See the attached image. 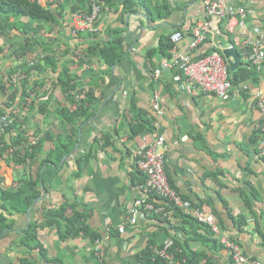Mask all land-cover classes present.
Listing matches in <instances>:
<instances>
[{"label":"crops","instance_id":"crops-1","mask_svg":"<svg viewBox=\"0 0 264 264\" xmlns=\"http://www.w3.org/2000/svg\"><path fill=\"white\" fill-rule=\"evenodd\" d=\"M211 1L167 0L168 10L154 17L145 7L124 14L122 6L114 4L102 8L95 33H74L71 7L60 24H40L43 29L35 37L43 44H37L27 61L43 59L39 63L44 72L30 76V82L38 85V94L22 112L27 118L28 140L32 142L37 135L41 145L36 160L26 165L11 162L7 155L0 156V215L8 223L0 237V264H22L23 260L37 264H98L95 244L89 237L61 239L65 221L59 212L64 208L67 216L84 214L91 233L102 236L106 264H143L149 245L153 244L155 252L156 247L176 236L181 252L205 258L202 264H234L218 236L202 229L198 236H190L191 227L174 215L165 221L161 214L141 209L137 224L128 221V211L138 199L145 198V177L137 168L135 153L155 134L146 131L132 135V101L135 98L138 109L154 115L156 93L165 112L159 133L166 140L170 184L193 205L200 204L197 208L213 214L222 236L237 244L246 256L264 263V158L259 156L263 133L257 110V95L264 94V70L258 81L251 79L234 86L232 99L223 101L194 85L190 89L179 67L163 66L172 57L160 52L161 39L177 32L183 34V39L172 43L194 58L214 50L223 54L224 49L233 47L232 38L241 56L240 68H246L250 48L245 42L264 37V0L231 3L234 11L246 10L245 26H237L234 33L227 28L228 17L207 16ZM38 2L54 11L58 8L54 0ZM150 3L156 7L162 0ZM200 22H209L211 32L193 49L194 29ZM28 24L27 18L12 20L9 36L0 37L6 49L0 59V86L10 69L25 63L13 57V51L25 42L31 30ZM120 38L124 41L120 47L122 59L109 67L98 56L99 48ZM46 58L56 61L57 73ZM65 66L75 77L76 90L70 93L55 86ZM157 70H161L158 77ZM73 95H77L75 100ZM21 98L22 93L18 100ZM82 99L88 101L89 114L69 123L62 110L75 111ZM32 103L36 105L34 111L29 108ZM71 136L75 138L73 150L59 157L56 147L68 143ZM50 156L52 161L46 163ZM31 179L39 183L41 196L28 211L12 208L11 203L14 207L19 200L1 201L3 189L17 191ZM35 222L36 239L22 245ZM122 225L126 226L124 233L118 231Z\"/></svg>","mask_w":264,"mask_h":264},{"label":"trees","instance_id":"trees-1","mask_svg":"<svg viewBox=\"0 0 264 264\" xmlns=\"http://www.w3.org/2000/svg\"><path fill=\"white\" fill-rule=\"evenodd\" d=\"M150 1L152 0H139L138 2H135L133 0H103V9L112 8L114 4H119L122 6V13L128 14L137 12V9L139 8V6H141L146 8L147 13L151 17L162 15L163 9L168 10L167 0H162V3L160 5L158 4L156 7L152 6ZM53 3L58 5V8L55 9V11L49 6H42L38 2V0H0V37L7 38L9 36L7 30L10 25V21L12 20L17 21L21 18H27L30 23V25H27V29H31L29 30V33H26L27 38L25 42L20 45V47L15 48L13 51V57L17 58L19 61L25 60V63L10 69L7 74L8 76L0 86V121H2L3 118H5L7 121L3 122V129L0 134V156H9V160L15 164L21 163L26 165L29 160L34 162L38 157V151L41 145V139H39L37 135H35L36 143L32 144V142L28 140L29 132L27 131V118H24L25 115L22 112L23 107L27 105L28 101L32 99L34 95L37 96L38 94L36 93V88L38 87V85L30 82V76L34 72H44L42 63H39L43 62V59H40V61H33V63L27 61L28 54L34 52L37 44H43L42 41L35 37L38 34V30L43 29L41 28L40 24H60L61 18H63L65 13L69 11L70 7V14H74L79 10H84L86 13L91 12L90 0H54ZM88 7L89 9L87 10ZM70 19H72V15ZM36 24L38 27H34ZM171 37L172 36L162 38L160 41V52L163 54V56H166L168 58L172 57L171 51L174 48ZM123 42V39L120 38L118 40H115L114 42H109L107 45L101 46L99 48L98 56H100L109 67L115 66L122 59L123 54L120 47L123 45ZM230 44L231 46L236 47V44L232 40V38L230 39ZM5 52L6 49H4L0 44V59H3L2 55H6ZM216 52L223 55L220 50H214L204 56H201V58H194L193 56L191 57L194 60H201ZM50 61L51 64L56 67L54 72L57 73L59 71V68L57 66L58 64L56 65V61L54 62L52 58H46V62L50 63ZM261 74L262 72H259L250 63H248V66L246 68H240L239 71L233 73L230 72V69L228 67V79L235 87H239L241 86V84L251 79H254V81H258L260 79L259 75ZM74 80L75 77L71 75L70 67L65 66L59 73V77L55 86L61 87L64 93H70L71 91L76 90ZM20 93H22V98L18 100V98L20 97ZM76 96L77 95L72 96L73 100H75ZM23 97L27 98L26 102H24ZM36 100L37 99H35V101ZM86 106H88V101L86 99L80 100L75 111L71 112L68 110H62L63 118L70 123L77 120L78 118L87 116L90 110ZM29 108L31 111H34L36 109L35 103H32ZM131 112L135 117L134 124L131 125V132L133 136H138L146 131H148V133L156 132V129L154 127V121L156 120L155 115H153V113H146L138 109V107L136 106L135 98L132 101ZM10 121H12L13 123ZM74 139V136H71L68 143L64 145L60 144L58 147H56V151L58 150L57 153L59 157H62L63 155L68 154L73 150L75 146ZM105 146H107L106 141ZM51 159L52 156L47 158L46 163L52 161ZM25 184V186H21L17 191H7L3 189L1 191V201L8 203L11 201V199H13L12 201L19 200L17 204H14V207L11 203L12 208L18 212L28 211L33 203L37 199H39V197L41 196V192L37 190V188L39 187V183L37 181L31 179ZM154 198L153 200L156 203L161 202L160 198ZM182 198L184 200H189L184 196H182ZM199 205L200 204H194L195 207L197 206L200 208ZM165 208L167 211H170L172 207L170 204H167ZM4 209H6L5 205ZM66 212V208L62 209L59 212L61 220L65 221V226L63 230L60 231L62 240L84 236L89 237L92 243L95 244L98 240L102 239L101 235L91 233L89 227L84 222V214L75 212L73 215L67 216ZM174 216L180 218L191 227L189 231L190 236H198V233L201 229L209 235H214L208 226L192 216L185 215L180 209L175 210ZM160 217L165 221L169 219L168 216L166 217L164 214H161ZM7 227V220L4 216L0 215V237L2 235L3 229H6ZM37 227L38 226L36 222L31 225L29 232H27L25 237L23 238L24 243L22 245H26L27 240L36 239ZM173 240L174 246L170 250V255L173 261L180 262L181 264L203 263L205 258L198 257L195 254V256H193V254L186 253L185 250L184 252H181V243L179 237H173ZM142 263L169 264V260H165L157 255L153 251V244H151L146 249V251H144ZM22 264L37 263L29 260H23Z\"/></svg>","mask_w":264,"mask_h":264},{"label":"built area","instance_id":"built-area-1","mask_svg":"<svg viewBox=\"0 0 264 264\" xmlns=\"http://www.w3.org/2000/svg\"><path fill=\"white\" fill-rule=\"evenodd\" d=\"M91 12L86 13L79 10L72 14L73 29L75 34L89 31L95 33L98 29L96 22L102 12L103 0H90ZM234 0H213L207 6L208 17L225 18L228 17L227 28L229 32L234 33L237 26H245L244 19L246 17L245 8L232 10L231 3ZM240 17V19L238 18ZM211 32L209 22H200L194 29L195 41L192 48H196L207 40L208 34ZM173 43L177 44L183 39V34L177 32L172 35ZM245 44L250 48L248 57L249 63L259 72L264 70V37L258 39H247ZM172 59L164 63V67L168 69L180 68L187 78L189 88L193 85L200 88L206 93L216 95L223 101H230L235 92L233 84L228 79V65L225 58L220 53H213L205 59L194 60L190 55H186L174 46L171 51ZM161 74V70L156 71V76ZM191 89V88H190ZM257 110L260 115L259 129L263 133L260 143L261 158H264V94L257 95ZM154 127L155 134L150 135V140L136 150L137 168L145 177V183L142 186L145 198L138 199L135 206L128 211V221L131 225L138 222V214L141 209L151 211L157 214H164L168 218L174 215L176 209H180L185 215L192 216L203 224L208 226L211 232L220 238L222 244L229 250L234 264H264L262 261L252 259L246 256L241 248L221 235V228L216 222V218L211 213H205L201 209L195 207L189 200H184L182 195L169 182L166 173L167 147L166 140L159 133L161 130V121L165 114L160 103L161 98L158 93L154 99ZM3 122H7L5 118L0 121V131L3 129ZM12 122V121H10ZM13 123V122H12ZM36 143V139L32 144ZM160 198L161 202L156 203L153 198ZM155 199V198H154ZM167 204L171 205V210L167 211ZM126 226L122 225L118 228L120 233H124ZM174 246V240L170 239L165 245L155 248V253L165 260H169V264H181L171 259L170 250ZM95 256L98 264H106L105 249L101 240L95 243Z\"/></svg>","mask_w":264,"mask_h":264},{"label":"water","instance_id":"water-1","mask_svg":"<svg viewBox=\"0 0 264 264\" xmlns=\"http://www.w3.org/2000/svg\"><path fill=\"white\" fill-rule=\"evenodd\" d=\"M223 55L231 72H235L242 66L241 56L235 47H228L224 49Z\"/></svg>","mask_w":264,"mask_h":264}]
</instances>
